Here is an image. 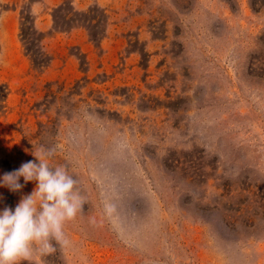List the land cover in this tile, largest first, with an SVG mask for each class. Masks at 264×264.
Listing matches in <instances>:
<instances>
[{
  "label": "rangeland",
  "instance_id": "374dc122",
  "mask_svg": "<svg viewBox=\"0 0 264 264\" xmlns=\"http://www.w3.org/2000/svg\"><path fill=\"white\" fill-rule=\"evenodd\" d=\"M41 149L84 203L20 264H264V0H0V179Z\"/></svg>",
  "mask_w": 264,
  "mask_h": 264
},
{
  "label": "clouds",
  "instance_id": "9594fccd",
  "mask_svg": "<svg viewBox=\"0 0 264 264\" xmlns=\"http://www.w3.org/2000/svg\"><path fill=\"white\" fill-rule=\"evenodd\" d=\"M32 155L35 160L0 179V186L13 192L30 181L36 185L30 194L22 196L14 210H0V264L31 261L36 252L51 254L56 244L66 247L69 241L65 224L83 207L79 181L67 166L51 163L50 150L33 151ZM21 177L24 184L20 183Z\"/></svg>",
  "mask_w": 264,
  "mask_h": 264
}]
</instances>
